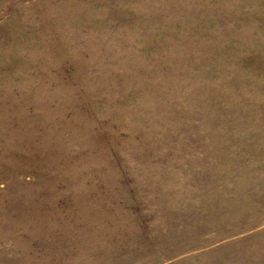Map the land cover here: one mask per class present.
<instances>
[{"label":"rangeland","instance_id":"rangeland-1","mask_svg":"<svg viewBox=\"0 0 264 264\" xmlns=\"http://www.w3.org/2000/svg\"><path fill=\"white\" fill-rule=\"evenodd\" d=\"M0 264H264V0H0Z\"/></svg>","mask_w":264,"mask_h":264}]
</instances>
